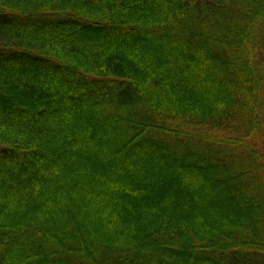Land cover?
Masks as SVG:
<instances>
[{
    "label": "trees",
    "instance_id": "16d2710c",
    "mask_svg": "<svg viewBox=\"0 0 264 264\" xmlns=\"http://www.w3.org/2000/svg\"><path fill=\"white\" fill-rule=\"evenodd\" d=\"M0 264H264V0H0Z\"/></svg>",
    "mask_w": 264,
    "mask_h": 264
}]
</instances>
